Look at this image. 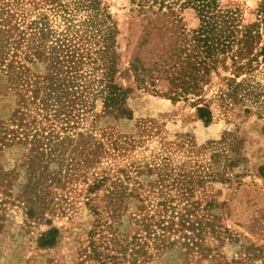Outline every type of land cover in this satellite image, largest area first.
<instances>
[{"label":"rangeland","instance_id":"obj_1","mask_svg":"<svg viewBox=\"0 0 264 264\" xmlns=\"http://www.w3.org/2000/svg\"><path fill=\"white\" fill-rule=\"evenodd\" d=\"M134 2L0 0V118L19 104L16 72L33 79L50 72L56 59L50 82L62 107L44 117L30 104L23 122L29 124L28 140L37 132L39 141L0 148V264H104V235H133V218L145 211L139 206L152 213L160 186H167L162 190L173 204L183 205L178 175L204 176L191 201L208 204L212 225L200 245L152 248L136 264H262L247 258L257 253L254 248L264 251V61L253 60L249 71L247 56L238 58L239 91L228 97L224 77H233V61L219 55L206 83L172 100L167 78L180 67L178 60H193L196 14L191 8L174 15L138 13ZM221 3L238 7L244 23L254 22L264 8V0ZM134 60L137 71L130 65ZM108 62L113 83L125 90L129 117L104 109L101 74ZM6 64H13L15 74ZM26 89L20 93L28 98ZM203 105L211 111L208 123L196 114ZM231 139L239 140L241 159L224 181L214 175L222 162L210 156ZM50 228L57 230L55 242L40 246Z\"/></svg>","mask_w":264,"mask_h":264},{"label":"trees","instance_id":"obj_2","mask_svg":"<svg viewBox=\"0 0 264 264\" xmlns=\"http://www.w3.org/2000/svg\"><path fill=\"white\" fill-rule=\"evenodd\" d=\"M135 9L138 13H160L162 15H174L182 8H191L198 20L195 29L192 30L193 46L192 51L195 52L193 60L189 62V56L183 57L176 63L180 64L179 68L167 79L171 88L166 93L169 98L175 100L178 97L184 96L186 93H194L199 87L200 82L206 83L205 76L209 71L214 69V63L217 62L219 55L230 56L233 61L230 67V73L233 77L226 76L228 89L225 95L231 97L237 95L240 87V82H235L236 77L242 71L241 65H235L238 58L247 56L246 62L249 71L252 70L251 63L261 57L264 61V8L262 5L256 11V20L251 23H244L243 16L238 7H227L221 3V0H134ZM156 8V9H155ZM263 26L259 28L260 24ZM111 27H108V32L104 34V41L110 37ZM263 36V39L261 40ZM261 42V46L256 53L253 52L254 48ZM108 46L104 45L103 52H107ZM235 57V58H234ZM234 58V59H233ZM223 61V58L219 59ZM136 62V63H135ZM2 61H0V66ZM52 63V64H51ZM49 71L44 75L35 76V78H21V74L16 72V78L12 84L14 87L20 88L17 94L20 95L18 106L10 112L7 118H0V148L8 146L12 143L26 144L31 142L33 144L39 141L36 134H33V139L28 140L26 128L29 124L24 123V114L34 106L36 112L41 113L44 117L54 111V116L61 111L62 107L56 102L57 96L54 94V88L51 85V78L57 74V67L59 61L52 60ZM140 64L138 61L130 63L131 68L137 71V66ZM186 64V67L183 66ZM176 64L174 63L173 66ZM14 66L6 64L5 70L11 75L15 74ZM142 68V67H141ZM189 68L188 72L185 70ZM227 68L223 66V69ZM104 78V109L107 113L114 114L118 117H129L130 114L124 104L125 90L120 86L113 83V69L111 63L108 62L105 71L101 74ZM152 77V75H151ZM143 81V80H142ZM233 85V86H231ZM29 89L30 96L25 98L20 92L24 89ZM22 89V90H21ZM30 99V101H29ZM29 101V102H27ZM38 113V114H39ZM197 117L204 123L210 122L212 115L209 107L203 105L196 108ZM33 123H30L32 126ZM20 131H24L23 138L19 135ZM43 138V137H42ZM47 139V138H45ZM49 141V140H48ZM226 144L228 146L220 152L211 154L210 158H214L216 162H222L223 170L214 172V175L224 179L223 175L226 171L238 164L241 157L238 154L239 140H229ZM208 175L211 172H206ZM177 187L180 192L178 200L184 202L181 207L178 204H173L172 196H168L166 192L167 186H160L157 191L156 197L158 200L153 205L152 213L146 209L147 206L141 204L139 207L142 212L141 217H134V222L137 226L136 232L131 235H121L114 231L111 235H104V264H117L121 260H128L131 264H136L137 259L148 257L149 249L160 250L165 246H170L175 243L180 246H197L200 245L199 241L203 239L206 228L212 225L209 212L207 211L206 204L200 207L198 201H191V193L193 189L202 184L204 176H198L195 180L186 179L185 176L178 175ZM225 181V179H224ZM191 182V185L189 184ZM29 185H24L28 188ZM26 192V208L31 212L29 192ZM160 197V198H159ZM143 200V199H141ZM27 212V213H28ZM138 215V214H137ZM56 229L50 228L46 230L39 240L40 246H49L55 242ZM213 233V232H212ZM173 236H177L172 239ZM253 256L248 257V260L261 259L264 264V251L259 248L253 249ZM129 256V258H127Z\"/></svg>","mask_w":264,"mask_h":264}]
</instances>
